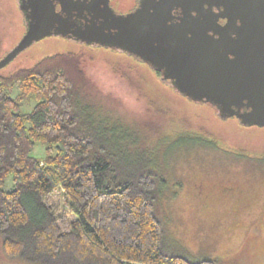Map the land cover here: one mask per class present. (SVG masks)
I'll list each match as a JSON object with an SVG mask.
<instances>
[{
  "label": "trees",
  "instance_id": "1",
  "mask_svg": "<svg viewBox=\"0 0 264 264\" xmlns=\"http://www.w3.org/2000/svg\"><path fill=\"white\" fill-rule=\"evenodd\" d=\"M11 86L20 90L19 99L6 94ZM85 86L80 54L58 53L7 75L0 71V239L6 257L26 264H219L193 259L172 238L160 207L169 184L156 158L135 159L126 141L93 130L78 99ZM24 97L37 102L29 114L20 112ZM192 103L199 111L180 123L195 128L201 142L264 157V127L222 120L210 104ZM205 106L211 118L202 115ZM156 109L171 122L177 112ZM37 143L46 146L45 160L32 156ZM10 176L14 188L5 191ZM56 193L62 203L52 201Z\"/></svg>",
  "mask_w": 264,
  "mask_h": 264
},
{
  "label": "rangeland",
  "instance_id": "2",
  "mask_svg": "<svg viewBox=\"0 0 264 264\" xmlns=\"http://www.w3.org/2000/svg\"><path fill=\"white\" fill-rule=\"evenodd\" d=\"M136 2L111 0L112 6L123 14L129 13ZM26 27L19 1L0 0V59L20 41ZM58 53L81 55L86 86L78 99L87 116L94 120L93 130L106 131L126 141L135 159L150 153L156 158L169 184L160 207L168 232L177 244L196 260L264 264V157L241 154L223 144L214 147L201 142L199 138L204 137L195 128H185L180 123V119L189 122L188 118L199 111V104L177 96L172 85L171 88L159 81L155 71L135 57L108 47L47 37L22 52L2 73L32 67L44 57ZM6 94L13 99L21 97L17 86L6 88ZM20 102L23 114L31 113L37 103L33 97H24ZM163 106L177 111L172 122L156 109ZM202 111L208 113L202 114L207 118L213 116L209 106ZM194 122L208 125L198 119ZM32 156L45 160L46 146L37 143ZM13 188L10 176L3 189ZM52 201L62 203L61 193L54 194ZM0 264L26 263L9 260L0 239Z\"/></svg>",
  "mask_w": 264,
  "mask_h": 264
},
{
  "label": "water",
  "instance_id": "3",
  "mask_svg": "<svg viewBox=\"0 0 264 264\" xmlns=\"http://www.w3.org/2000/svg\"><path fill=\"white\" fill-rule=\"evenodd\" d=\"M18 1L26 31L0 71L35 43L64 37L127 53L222 120L264 127V0H140L124 14L111 0Z\"/></svg>",
  "mask_w": 264,
  "mask_h": 264
},
{
  "label": "flooded vegetation",
  "instance_id": "4",
  "mask_svg": "<svg viewBox=\"0 0 264 264\" xmlns=\"http://www.w3.org/2000/svg\"><path fill=\"white\" fill-rule=\"evenodd\" d=\"M139 2H140V0H137V2H136V4H135V6L131 9V11H133V10H135L138 6H139ZM112 5V4H111ZM113 7V6H112ZM59 8V7H58ZM115 8V7H114ZM130 11V12H131ZM225 22V20H221V23H224ZM158 79V78H157ZM159 81H161L162 82V80L161 79H158ZM163 83V82H162ZM165 83V85H168V86H170L169 85V83H168V81H165L164 82ZM171 87V86H170ZM172 88V87H171ZM225 188L226 189H229V188H231V187H229V186H225ZM222 190H225L224 188H222Z\"/></svg>",
  "mask_w": 264,
  "mask_h": 264
},
{
  "label": "bare ground",
  "instance_id": "5",
  "mask_svg": "<svg viewBox=\"0 0 264 264\" xmlns=\"http://www.w3.org/2000/svg\"><path fill=\"white\" fill-rule=\"evenodd\" d=\"M149 68H150V67H149ZM150 69H151V68H150ZM151 70H153V71H155V72H158V71H156V70H154V69H151ZM162 82L164 83L165 81L162 80Z\"/></svg>",
  "mask_w": 264,
  "mask_h": 264
}]
</instances>
